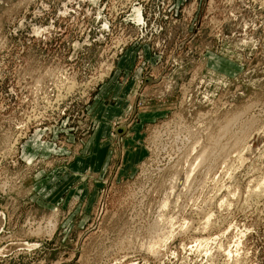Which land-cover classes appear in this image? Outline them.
Segmentation results:
<instances>
[{"label": "rangeland", "instance_id": "1", "mask_svg": "<svg viewBox=\"0 0 264 264\" xmlns=\"http://www.w3.org/2000/svg\"><path fill=\"white\" fill-rule=\"evenodd\" d=\"M0 264H264V0H0Z\"/></svg>", "mask_w": 264, "mask_h": 264}, {"label": "water", "instance_id": "2", "mask_svg": "<svg viewBox=\"0 0 264 264\" xmlns=\"http://www.w3.org/2000/svg\"><path fill=\"white\" fill-rule=\"evenodd\" d=\"M146 85H150V84H154L156 83L155 80L151 79V78H147L145 81ZM127 131V127L126 125H121L116 129V132L119 136H123Z\"/></svg>", "mask_w": 264, "mask_h": 264}, {"label": "bare ground", "instance_id": "3", "mask_svg": "<svg viewBox=\"0 0 264 264\" xmlns=\"http://www.w3.org/2000/svg\"><path fill=\"white\" fill-rule=\"evenodd\" d=\"M176 180H178V179H176ZM176 180H175V181H176ZM179 180H180V179H179ZM176 182H177V181H176ZM181 184H182V183H181Z\"/></svg>", "mask_w": 264, "mask_h": 264}]
</instances>
